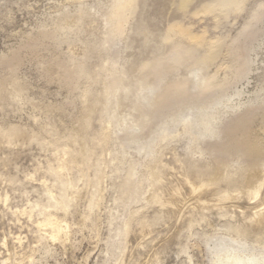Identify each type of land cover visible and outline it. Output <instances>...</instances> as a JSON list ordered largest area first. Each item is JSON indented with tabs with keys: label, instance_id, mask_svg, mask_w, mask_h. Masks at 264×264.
<instances>
[{
	"label": "rangeland",
	"instance_id": "rangeland-1",
	"mask_svg": "<svg viewBox=\"0 0 264 264\" xmlns=\"http://www.w3.org/2000/svg\"><path fill=\"white\" fill-rule=\"evenodd\" d=\"M0 264H264V0H0Z\"/></svg>",
	"mask_w": 264,
	"mask_h": 264
},
{
	"label": "bare ground",
	"instance_id": "bare-ground-1",
	"mask_svg": "<svg viewBox=\"0 0 264 264\" xmlns=\"http://www.w3.org/2000/svg\"><path fill=\"white\" fill-rule=\"evenodd\" d=\"M167 166V165H166ZM170 165H168L167 166V168H168V171H171L172 169H174L173 167H169ZM177 170V169H176ZM175 171V170H174ZM195 172V171H194ZM169 173H171V172H169ZM173 173V172H172ZM177 173H178V171H177ZM172 175H174L175 176V174H172ZM177 176V175H176ZM184 188V187H183ZM189 188H190V186H189ZM168 195V194H167ZM173 195H174V193H173ZM178 195V194H177ZM180 196V195H179ZM169 197H170V195H169ZM168 197V198H169ZM175 198H177V197H175ZM175 198H172V200H171V202H169L170 204H172V205H175V202L178 200V199H175ZM178 198H180V197H178ZM166 201V200H165ZM164 201V202H165ZM168 201H170V199L168 200ZM168 202H166V204H167ZM179 203V202H178ZM176 204H177V202H176ZM172 207V206H171ZM169 209V208H168ZM171 209V208H170ZM143 217V216H142ZM146 217V216H145ZM144 217V218H145ZM143 220V219H142ZM141 222V221H140ZM51 223V222H50ZM46 224V223H45ZM47 225H52V227L54 226V228H57L56 227V225L54 224H47ZM63 230V229H62ZM58 231H59V229H58ZM141 236H142V234H141V231H140V228H139V226H135L134 228H133V230H132V237L133 238H136V237H138L140 240H141ZM140 243V241L139 242H137L136 244H134V245H138ZM134 247V246H133ZM134 263V262H133Z\"/></svg>",
	"mask_w": 264,
	"mask_h": 264
}]
</instances>
